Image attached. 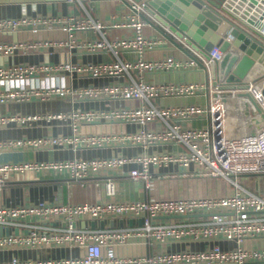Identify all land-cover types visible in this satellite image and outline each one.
Segmentation results:
<instances>
[{"label": "built area", "instance_id": "2783aa9c", "mask_svg": "<svg viewBox=\"0 0 264 264\" xmlns=\"http://www.w3.org/2000/svg\"><path fill=\"white\" fill-rule=\"evenodd\" d=\"M77 3L83 14L71 12L64 16L39 15L35 17L1 18L0 32L21 30L37 35L41 27L57 28L63 35L37 41L22 39L0 42V55L16 48L31 49L40 43L64 46L68 50H102L113 54L109 61L15 64L0 66V80H23L32 74L55 76L54 82L37 85H17L0 88V104L20 102L35 97L40 100L66 98L71 102L82 100L102 101L107 104L98 109H73L69 112H52L44 115H0V127L10 122L29 123L43 119L67 120L71 135H48L38 138L0 139V154L15 148H46L83 144L91 147L111 145L176 144L177 151L153 153L139 158L140 167L130 170L134 180L151 187L150 165L173 164L183 167L192 176L224 180L230 192H215L204 196L149 197L142 200H102L79 204H39L34 206L3 207L0 205V230L16 228L17 234H0V250L6 248H38L51 245L74 246L83 250L76 257L21 259L12 257L0 264H259L264 262V192L245 186L240 178L251 174H264V125L250 134L249 117L244 116V102L252 104L234 91L220 90L219 81L208 74V82L170 81L153 82L145 78L148 72L177 70L196 65L190 58L166 55L145 58L143 52L162 43L160 37L144 33L148 22L134 10L142 4L134 3L127 23L133 32L127 37L105 36V23L92 17L82 0H64ZM264 23L256 29L264 35ZM93 29L98 38L83 39L77 33ZM188 48L207 70L221 59L220 46L214 45L205 58L188 45ZM135 51L132 60H123L118 51ZM74 76L112 78L111 83L74 86ZM57 79L62 80L59 82ZM66 82H64V81ZM261 81L249 84L248 90L264 109ZM206 92L207 103L158 105L154 96H193ZM136 102L124 104L122 102ZM205 117L207 123L199 126H182L174 119L191 120ZM130 124L136 129L118 133L79 134L82 125ZM129 159L121 155L111 157L42 162H0V193L10 174L24 170H50L65 173L73 180L90 174L117 169ZM227 186V185H226ZM105 194L113 197L115 182L104 181ZM209 213L197 219L187 214ZM182 215V221H163V216ZM32 218H36L32 221ZM108 218L132 220L141 223L117 227H78V220L98 222ZM57 222L61 223L56 224ZM27 233H21V230ZM130 238H142L153 251L144 255H119L115 246L125 245ZM156 246H160L157 248Z\"/></svg>", "mask_w": 264, "mask_h": 264}, {"label": "crops", "instance_id": "0c3cea01", "mask_svg": "<svg viewBox=\"0 0 264 264\" xmlns=\"http://www.w3.org/2000/svg\"><path fill=\"white\" fill-rule=\"evenodd\" d=\"M89 14L100 19L105 23V36L108 39L113 37H127L133 30L128 25H118L127 23L128 16L132 15L131 8L126 6L121 0H82ZM71 12L83 14V10L77 3L67 4L64 0H0V19L1 18H19L22 16L35 17L39 15L64 16ZM148 17V13L144 12ZM138 15V14H137ZM139 16V15H138ZM154 21V19H153ZM40 33L32 35L29 32L30 26L16 31L0 32V42H15L22 39L37 41L46 38H59L63 35L57 28L41 27ZM144 33L150 37L162 38V43L152 50H145V58H157L166 55H172L179 58H187L183 52L177 48H172L171 43L167 41L151 25L144 28ZM78 37L83 39H94L100 36L98 31L87 29L77 33ZM118 55L123 60H132L136 57L135 51L119 50ZM113 54L102 50H68L64 46H54L51 43H40L31 49L16 48L13 52L0 55V66H12L15 64H41V63H63L71 62H100L109 61ZM255 75L263 70V66L256 64ZM254 68V67H253ZM252 70V69H251ZM258 72V73H257ZM213 78L216 75L215 65L204 71L197 64L189 68L177 70H164L159 72H148L145 78L153 82L170 81H200L206 82L207 75ZM254 75V76H255ZM55 76H46L41 74H32L23 80H0V88L10 85L25 86L47 84L54 82ZM59 82L62 80L57 79ZM64 81V80H63ZM112 78H89L74 76L70 82L74 86L111 83ZM66 82V81H64ZM152 102L158 105H176L186 103H207V94L202 91L193 96H154ZM136 102H122L121 104H134ZM102 101L82 100L71 102L66 98H53L50 100H40L35 97L26 101L10 102L0 104V115H44L52 112H69L73 109H98L106 105ZM174 123L182 126H199L207 123L205 117H197L191 120L174 119ZM136 129L135 125L130 124H92L82 125L79 128V134L87 133H118L120 131H131ZM250 131V126H247ZM72 129L67 120H52L46 122L43 119L29 123L10 122L0 127V139L6 138H38L48 135H71ZM183 146L176 144H156L150 146L141 145H122L91 147L83 144L76 146L65 144L62 146H49L46 148H15L13 150H4L0 154V162L19 163V162H42L51 160H68L73 158L91 159L111 157L121 155L129 159L123 166L117 169L102 171L98 174H90L80 180H73L65 173L53 172L50 170H24L10 174L5 186L0 193V205L3 207L14 206H34L39 204H79L93 203L102 200H142L149 197H180V196H204L217 192H230V188L225 186L220 189L215 179H203L187 173L183 167L168 164L150 165L151 187L146 188L143 181L134 180L129 175L133 168L140 167L139 158L149 156L153 153H164L177 151ZM253 186H247L249 189L264 192V182L261 183L264 174L255 175ZM249 177V176H248ZM247 177V178H248ZM244 178L240 181L244 183ZM111 179L115 182L116 191L113 197L105 194L104 181ZM264 179V178H263ZM184 217L161 218L163 221H182ZM197 219L198 217H189ZM36 218H32L35 221ZM110 220H114V227L120 226V218H108L105 226H109ZM130 218L123 219L124 225H130ZM83 221L86 227H91V220H78L76 225L83 227ZM56 224H61L57 222ZM132 224H138V220H132ZM99 227V221L96 222ZM16 228L9 229V233L17 234ZM5 234L0 231V234ZM21 233H25L22 229ZM159 248L160 246H156ZM154 247L147 246L142 238H130L125 245L115 246V251L119 255H144L153 251ZM83 254V250L74 246L51 245L38 248H6L0 250V261H6L12 257L21 259H45L76 257ZM264 264V262L259 263Z\"/></svg>", "mask_w": 264, "mask_h": 264}, {"label": "water", "instance_id": "95a60500", "mask_svg": "<svg viewBox=\"0 0 264 264\" xmlns=\"http://www.w3.org/2000/svg\"><path fill=\"white\" fill-rule=\"evenodd\" d=\"M121 1L129 8L134 3L142 4L141 10L134 11L167 39L172 48L179 49L204 71L207 68L203 62L191 53L180 39H184L205 58H208L207 52L214 45L220 46L222 57L215 63L214 82L217 80L221 83L220 90L234 91L235 95L246 98L252 104L254 109L250 108L248 102H244L243 111L244 116L250 119V134L253 135L255 129L264 125V109L248 90L250 83L261 81V93L264 97V35L256 29L264 23V0ZM144 12L148 13L149 17ZM255 64L262 65L263 70L249 78V72ZM208 215L210 214L194 213L185 216ZM185 216L171 215L163 218ZM119 222L120 226L124 225L123 219ZM129 222L132 225V219ZM109 226L114 227V220H110ZM91 227H96L95 221H91ZM99 227H105L104 220L99 221ZM0 231L8 234L9 228Z\"/></svg>", "mask_w": 264, "mask_h": 264}, {"label": "rangeland", "instance_id": "374dc122", "mask_svg": "<svg viewBox=\"0 0 264 264\" xmlns=\"http://www.w3.org/2000/svg\"><path fill=\"white\" fill-rule=\"evenodd\" d=\"M255 177H256L255 175H250L248 178L247 177L244 178V181L245 182L243 184H246L247 186L252 187L253 186V181H254V178ZM261 178H262V180H261V183H262V182H264V179H263L264 177H261ZM215 181L218 183V185H219L218 187L220 189H224L226 185H227V188H229V185L224 180L215 179Z\"/></svg>", "mask_w": 264, "mask_h": 264}, {"label": "bare ground", "instance_id": "6f19581e", "mask_svg": "<svg viewBox=\"0 0 264 264\" xmlns=\"http://www.w3.org/2000/svg\"><path fill=\"white\" fill-rule=\"evenodd\" d=\"M264 27V26H263ZM260 65V64H259ZM262 66V65H261ZM254 67V68H253ZM252 67V70L249 72V78L253 77L255 75L256 69L258 68L256 64ZM258 73V72H257Z\"/></svg>", "mask_w": 264, "mask_h": 264}]
</instances>
